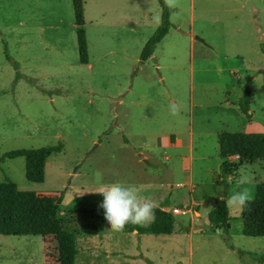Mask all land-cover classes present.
<instances>
[{
  "label": "rangeland",
  "instance_id": "rangeland-1",
  "mask_svg": "<svg viewBox=\"0 0 264 264\" xmlns=\"http://www.w3.org/2000/svg\"><path fill=\"white\" fill-rule=\"evenodd\" d=\"M82 6L86 63L79 61L72 0H0V158L62 143L46 158L42 182L26 179L21 156L0 161V182L10 179L24 199L49 196L53 206L28 212L35 222L20 234H0V264H54L46 252L64 230L76 232L73 264H256L264 235L241 234V210L227 201L241 189L252 197L264 182V159L231 156L233 171L224 176L218 138L264 133V0H180L169 10L172 26L156 44L155 59L145 60L140 52L157 29L159 0H82ZM243 85L248 115L235 107ZM173 102L182 106L181 121L170 114ZM190 129L197 203L188 206L174 197L192 188L179 185L182 159L175 156L189 155L188 148L160 147L158 137L181 131L186 141ZM113 182L145 192L157 208L167 204L172 219L117 233L103 210L101 217L66 213L98 208L103 196L93 191ZM218 197L231 216L226 228L207 219ZM59 218L68 220L65 229Z\"/></svg>",
  "mask_w": 264,
  "mask_h": 264
},
{
  "label": "trees",
  "instance_id": "trees-1",
  "mask_svg": "<svg viewBox=\"0 0 264 264\" xmlns=\"http://www.w3.org/2000/svg\"><path fill=\"white\" fill-rule=\"evenodd\" d=\"M162 7V23L157 26L155 32L146 40L141 52L140 60H145L150 57L154 51L156 44L168 32L172 24L169 21V9L164 6L163 0H159ZM74 22L76 26L77 45L79 51V61L87 62L86 41L83 25V6L82 0H72ZM9 59V56H7ZM251 102L250 91L247 85L241 87V95L238 101L240 110L248 115L249 104ZM219 153L223 159L220 164L222 175L228 176L232 173L233 167L227 159L231 156H237L239 162H254L264 159V133L263 132H223L218 138ZM62 143L58 142L55 145L42 146L36 148H18L7 151L3 157H18L21 156L25 160V177L32 182H42L44 180V165L46 158L56 152H60ZM60 201V197L56 199ZM50 209L52 200L49 196L39 195L36 198L24 199L21 197L14 182L5 178L0 182V234L17 235L28 229L35 221L30 220L31 215L28 212L34 213L38 207ZM163 206V205H162ZM165 206V205H164ZM102 208L85 210V209H70L66 213L70 218L77 213L93 214L99 211L102 216ZM37 211V210H36ZM155 218L170 220L172 212L169 210L155 207ZM51 215V214H50ZM208 222L217 228H226L231 219L228 207L224 198L216 199L215 206L208 212ZM241 227L239 232L246 236H262L264 235V182L256 183L250 203L241 211ZM68 220L59 218V225L62 226ZM37 223V222H36ZM132 230L135 225L128 224ZM62 229L65 227L62 226ZM94 229H97L96 227ZM99 229V228H98ZM42 230V227H41ZM44 229V234L46 233ZM75 230L62 231L59 235L58 246L46 252L47 260L53 261L54 264H73L74 257L77 253L75 247ZM56 249V250H55ZM264 263V253L256 259V264Z\"/></svg>",
  "mask_w": 264,
  "mask_h": 264
},
{
  "label": "clouds",
  "instance_id": "clouds-1",
  "mask_svg": "<svg viewBox=\"0 0 264 264\" xmlns=\"http://www.w3.org/2000/svg\"><path fill=\"white\" fill-rule=\"evenodd\" d=\"M163 4L169 10H176L180 7V0H163ZM154 21L159 26L162 23V17L156 16ZM181 110L182 106L176 102L169 105L172 116H179ZM244 182L246 181L243 178L237 181L238 184ZM93 192L102 194L103 200L100 207L103 209L104 219L113 232L124 231L128 224L143 226L155 219V202L142 197L134 186L113 182ZM251 199V194L246 189H241L233 191L227 202L242 211Z\"/></svg>",
  "mask_w": 264,
  "mask_h": 264
},
{
  "label": "crops",
  "instance_id": "crops-1",
  "mask_svg": "<svg viewBox=\"0 0 264 264\" xmlns=\"http://www.w3.org/2000/svg\"><path fill=\"white\" fill-rule=\"evenodd\" d=\"M189 36H190V40H191L190 43L192 44L193 41H194L193 34L189 33ZM150 58L155 59L153 53L150 56ZM155 66L157 68H159L161 66V64H159L158 62H155ZM162 78H163V76L161 75L160 76V79H162ZM190 82H191V79H190ZM172 101H173V98H172ZM228 102L229 101H227V103ZM236 102H237V106H235V107H237L240 110V108L238 106V99L237 98H236ZM181 114H183L182 111L180 112V115ZM180 115L175 117L176 121H181ZM189 119H190V117H189ZM245 132H252V131L250 130V131H245ZM254 132H259V131H254ZM182 134H183V132H181V131H173V132H171L168 135H161L160 137H158L159 138L158 139V141H159L158 145L160 147H166L169 150H173L174 152H176L177 149H180L183 146H185V147L188 148L189 155L185 156V155H181V153H180V155H179V153H176L175 156L176 157L178 156L180 159H182L181 169L180 170L183 173V176L184 177H183V181L179 182V185L181 186L184 182L187 181L189 183V185L192 186V188L189 187L190 189L188 188V190H186V192H183L182 190H179V192H177L175 194L176 196H174V197L177 198L178 200L184 201V205H185V203L187 204V202H189L188 203V206H189V205H192L194 203H197V202H195V199H194V196H193V193H194V189H193L194 184L191 183L192 173H191V163H190V161L192 159V152H193V150H192V134H193V131L191 129L188 130V138L186 139V141L181 137ZM142 158L145 161V160L148 159V155H145L144 154L142 156ZM169 159H170V157H169ZM143 194H144V196H142V197H147V198L151 199V197H149V195L145 194V192ZM162 196H163V193H162V195H160L159 197L156 198L158 200L160 199V201H158V202H162V200H161ZM187 197H189V199H187ZM218 198H220V197H218ZM159 206H161V209H163V210H167L166 208H168V205L165 204V206H164V203L159 204ZM186 211H189L190 213L192 212L191 211V208L187 209ZM194 214H198L199 215L200 212L198 210H196V211L194 210ZM191 228H192V225L191 224L186 227V229L189 230L188 231V234L189 235H190L189 232L191 231ZM135 230H136V227H135L134 230H132V232H135ZM156 233H158V232H156Z\"/></svg>",
  "mask_w": 264,
  "mask_h": 264
},
{
  "label": "built area",
  "instance_id": "built-area-1",
  "mask_svg": "<svg viewBox=\"0 0 264 264\" xmlns=\"http://www.w3.org/2000/svg\"><path fill=\"white\" fill-rule=\"evenodd\" d=\"M172 211L175 212V213H179V212L180 213H185L186 212L185 210H179L178 208H173Z\"/></svg>",
  "mask_w": 264,
  "mask_h": 264
},
{
  "label": "water",
  "instance_id": "water-1",
  "mask_svg": "<svg viewBox=\"0 0 264 264\" xmlns=\"http://www.w3.org/2000/svg\"><path fill=\"white\" fill-rule=\"evenodd\" d=\"M218 230H220V231H221V229H218Z\"/></svg>",
  "mask_w": 264,
  "mask_h": 264
}]
</instances>
